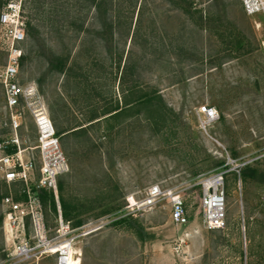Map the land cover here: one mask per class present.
<instances>
[{
    "label": "rangeland",
    "instance_id": "rangeland-1",
    "mask_svg": "<svg viewBox=\"0 0 264 264\" xmlns=\"http://www.w3.org/2000/svg\"><path fill=\"white\" fill-rule=\"evenodd\" d=\"M10 2L26 30L20 84L34 85L61 134L63 219L124 220L78 244L81 264H264V16H247L239 0H95L100 10L92 0H0V12ZM4 101L0 86V145L16 134L40 168L32 115L20 108L12 132ZM203 106L219 114L205 130ZM227 158L256 174L225 177L226 225L207 232L201 182ZM155 185L182 195L186 225L172 223L167 199L124 209ZM19 191L0 175V200ZM1 225L0 207V264H13Z\"/></svg>",
    "mask_w": 264,
    "mask_h": 264
},
{
    "label": "built area",
    "instance_id": "built-area-1",
    "mask_svg": "<svg viewBox=\"0 0 264 264\" xmlns=\"http://www.w3.org/2000/svg\"><path fill=\"white\" fill-rule=\"evenodd\" d=\"M239 1L247 16H264V0ZM25 40L26 30L21 4L10 2L0 12V50L6 53V62L0 67V86L5 107L10 112V131L16 132L20 126V108L27 109L32 115L40 136L41 166L35 168L32 156L25 158V151L19 148L16 134L0 145L1 180L8 189L20 186L17 196L9 193L0 200L1 229L6 241L11 243L8 258L13 264H38L45 258H53L54 264H81V249L78 244L88 236L102 231L112 222L104 217L75 225L62 217L57 183L68 171V165L58 146L51 122L50 136H46L49 131H44L41 127L39 117L45 113V109L35 100L37 95L34 85L20 84L19 69L24 56L22 46ZM199 113L202 115L204 130L219 120V114L213 108L203 106ZM10 147H17V150ZM8 150H12V153L8 154ZM248 165L247 161L227 158L228 169L202 180L200 207L204 229L207 232L222 230L226 225L225 177L231 173L240 177L241 171ZM40 191L50 193L54 198L52 204L56 211L53 226L49 225L46 216L47 213L52 214L51 202H47L48 206L45 207L38 197ZM161 199L168 201L172 223L179 227L186 225L188 216L182 195L172 190H163L159 185L148 188L141 199H135L134 196L126 198L124 209L135 213L142 208L155 206Z\"/></svg>",
    "mask_w": 264,
    "mask_h": 264
},
{
    "label": "trees",
    "instance_id": "trees-1",
    "mask_svg": "<svg viewBox=\"0 0 264 264\" xmlns=\"http://www.w3.org/2000/svg\"><path fill=\"white\" fill-rule=\"evenodd\" d=\"M92 3L94 4V7L97 9V10H100V5H101V2H95V0H92ZM28 28V27H27ZM22 60H23V58H22ZM21 63H22V61H21ZM58 64V63H57ZM56 64V65H57ZM58 69H60V70H62L63 71V69H64V64H59L58 65ZM53 68H55V66H53ZM140 98V97H139ZM116 110H114V111H111V112H108L109 114H111V113H113V112H115ZM93 120H96V118H94ZM56 135L57 136H60L61 134L60 133H56ZM7 153L8 154H10V153H12V150H8L7 151ZM255 174H256V172L254 171V170H252L251 168H244L242 171H241V177L243 178V179H245V178H253V177H255ZM57 186H58V188L59 187H61V185H60V183H57ZM38 197H39V199L45 204V203H47V202H51V203H53V200H54V198H53V196H52V194H50V193H46V192H44V191H40L39 193H38ZM123 218L122 219H119V220H117V221H115V222H113L112 223V225H120L121 223H123ZM82 222H80V221H76L75 222V225H79V224H81Z\"/></svg>",
    "mask_w": 264,
    "mask_h": 264
},
{
    "label": "bare ground",
    "instance_id": "bare-ground-1",
    "mask_svg": "<svg viewBox=\"0 0 264 264\" xmlns=\"http://www.w3.org/2000/svg\"><path fill=\"white\" fill-rule=\"evenodd\" d=\"M40 118V123H41V127L42 129L45 131H49L48 134L46 136H50L51 135V130H50V121H48L49 119L47 118L45 113H42Z\"/></svg>",
    "mask_w": 264,
    "mask_h": 264
}]
</instances>
